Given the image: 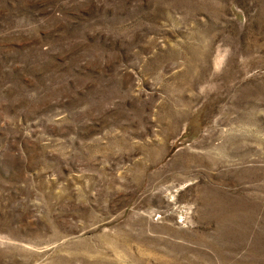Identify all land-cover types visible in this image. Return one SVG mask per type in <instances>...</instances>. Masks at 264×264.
I'll return each instance as SVG.
<instances>
[{"label":"rangeland","instance_id":"obj_1","mask_svg":"<svg viewBox=\"0 0 264 264\" xmlns=\"http://www.w3.org/2000/svg\"><path fill=\"white\" fill-rule=\"evenodd\" d=\"M0 264H264V0H0Z\"/></svg>","mask_w":264,"mask_h":264}]
</instances>
